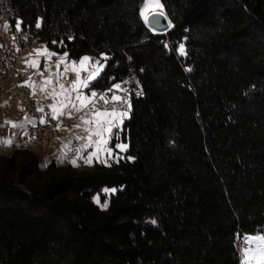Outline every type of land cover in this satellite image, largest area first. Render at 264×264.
<instances>
[{
    "label": "trees",
    "instance_id": "1",
    "mask_svg": "<svg viewBox=\"0 0 264 264\" xmlns=\"http://www.w3.org/2000/svg\"><path fill=\"white\" fill-rule=\"evenodd\" d=\"M10 2L54 52L111 57L93 90L132 71L144 95L118 163L0 154V264H241L237 242L264 233V0H161L165 32L143 0Z\"/></svg>",
    "mask_w": 264,
    "mask_h": 264
},
{
    "label": "snow or ice",
    "instance_id": "2",
    "mask_svg": "<svg viewBox=\"0 0 264 264\" xmlns=\"http://www.w3.org/2000/svg\"><path fill=\"white\" fill-rule=\"evenodd\" d=\"M139 16L150 28L159 25L158 31L160 32L173 28L161 0H143L142 7L139 9ZM162 20L168 22L162 24ZM21 23L18 21L16 25L17 32L21 31ZM41 26V22L38 20L36 28L40 29ZM8 27L5 25L4 29L7 30ZM68 39L71 40L72 37L69 36ZM53 43L56 42L53 41ZM60 43L63 44V41ZM164 47L168 48L169 45L165 44ZM177 51L180 57H185L187 54L185 44L180 43ZM33 52L35 58L25 59L26 68H31L35 70V74L43 76V72L40 71L41 58H43L46 64L44 71L48 72V76L42 79L39 86L34 83L31 76L28 81L20 86L31 88L33 95H35L36 88L39 87V91L45 95V98H51L53 103L49 105V115L52 120H57L61 116H67L71 119L74 113H84L80 116L81 124L73 127L79 129L83 126V131L87 135L84 137L77 136L76 139L85 142L74 150L75 158L71 159L69 163L76 167L78 160H83L87 165H91L95 160L110 166L109 161L114 160L118 163L119 160L124 159L120 153L126 152L128 145L125 143L116 144L115 149H119V152H116L111 146V142L119 138L125 120L130 118L132 111L130 93L134 91L135 95L139 97L144 95L143 90H130L125 87V85L132 83V80L113 83L110 88L103 92L93 90L94 82H98L102 77L108 61L111 60V57L104 53H101L99 58L84 55L75 61L69 58L67 52L62 55L57 54L49 51L45 46L34 49ZM53 57L56 58L55 61H53ZM52 63H55L56 71L54 72L50 71L47 66ZM186 71L191 72L192 69L188 68ZM69 74H71L70 82L67 84L61 82L64 79H69ZM109 80L114 81L116 77H110ZM136 83L138 87L139 82ZM49 87L51 88L50 91ZM85 90L88 92L86 93ZM37 110L44 112L43 107ZM40 122L45 123L46 121L42 119ZM12 126L19 127L21 130L24 127L23 124H13ZM33 126H35L34 121ZM12 144V139L0 140V145L12 146ZM64 147L68 148V145L65 144ZM68 151H73V149L68 148ZM67 156L68 152H63L58 159L63 163ZM127 159L134 160L135 158L129 156ZM96 202L99 203V198H96ZM107 207L108 204L105 202L101 205V210H106ZM151 222L155 224L154 220ZM243 240L247 247L241 253V264H264V234L246 235Z\"/></svg>",
    "mask_w": 264,
    "mask_h": 264
},
{
    "label": "built area",
    "instance_id": "3",
    "mask_svg": "<svg viewBox=\"0 0 264 264\" xmlns=\"http://www.w3.org/2000/svg\"><path fill=\"white\" fill-rule=\"evenodd\" d=\"M6 7H13L9 0H0V114L8 112L9 108L3 103L5 99V84H9L13 90V97L22 106L23 112L27 117V123L21 134V139L34 144V141H42V148H37L40 153H47L53 148L58 147L62 143V138L67 129L71 128L75 116L69 119L67 116H61L57 120L50 118V108L46 103H39L33 91L28 87H21L24 84L21 80H28L31 76L28 72H20L19 66L23 59L31 54V45L36 41V36L33 29L36 28V23L33 26L21 27V31L17 32V22L15 18H8L6 15ZM15 20V21H13ZM8 25L5 30L4 26ZM98 58V57H94ZM132 71L127 78L123 80H132V83L125 85L130 90H140V85L137 87V79ZM69 79H64L70 82ZM103 92V90H96ZM131 100L138 99L142 96H136L135 92L131 93ZM43 107L44 112L37 109ZM45 123H41V120ZM33 121L35 126H33ZM59 125V128H57Z\"/></svg>",
    "mask_w": 264,
    "mask_h": 264
},
{
    "label": "crops",
    "instance_id": "4",
    "mask_svg": "<svg viewBox=\"0 0 264 264\" xmlns=\"http://www.w3.org/2000/svg\"><path fill=\"white\" fill-rule=\"evenodd\" d=\"M41 46H45L49 50V48L46 46L45 42L35 41L31 45V54L32 55L29 56V57H26L25 59L35 58V53L33 52V50L34 49H40ZM51 51L54 52L53 50H51ZM57 54H60V53H57ZM55 60H56V58L53 57V61H55ZM45 65H46L45 64V61L43 60V58H41V65H40L41 69H40V71L42 70V68H45L46 67ZM50 65L51 66H49L50 67L49 69H50V71H52L53 66L55 65V63H52ZM19 70H20V72H28L31 75V77H32V79H33V81H34V83L36 85H37V83H39L35 79L34 74L31 73L30 69L26 68L24 65L22 67L19 66ZM62 70H63V68H62ZM28 80H21V82L25 83ZM62 82L65 83V84L69 83V82H66L65 80H62ZM39 85H40V83H39ZM85 92L87 93L88 90H85ZM35 96H36V99L39 101V103H46V104H48L46 102V100H43L41 98V92L39 91V87L36 88ZM3 103L9 108V111L0 114V140H6V139H12L13 140L12 146L0 145V154H7L10 151H12V149H13L14 146L15 147H19V146H17V145H19L18 140L19 139L22 140L21 139V134H22V132L24 130L25 124L27 123V120L28 119H27L25 113L23 112V109H22V106L20 105V103L17 100L14 99V97H13V90H12V88H11L10 85H8L7 87H5V99H4V102ZM74 114H76L77 117H76V120L73 123V126L74 125H77V124H81V121L79 119V116L83 115L84 113L81 112V113H74ZM13 124H17V125L23 124L24 125L23 130H21L19 127H13L12 126ZM73 126H72L71 129H68V130L65 131V134H64V136L62 138L61 145L58 146V147H55L52 150V152H51V158L56 159L57 158V155H59L60 153L62 154L63 152H68V156L65 159L66 160V163L70 164L69 161L71 159L75 158L76 153H75L74 150L76 148H79L85 142L84 140H77L76 137L77 136L84 137V136L87 135V133H85L83 131V126H81V128H79V129L74 128ZM65 144L68 145V148L73 149V151H68V148H65L64 147ZM34 146L36 148V145H34ZM53 159H51V160H53ZM48 160H49V162L51 161L49 157H48ZM43 161H45V160H43ZM77 165L78 166H76V167H80V166L88 167V166H91V165L85 164L83 162V160H78L77 161Z\"/></svg>",
    "mask_w": 264,
    "mask_h": 264
},
{
    "label": "rangeland",
    "instance_id": "5",
    "mask_svg": "<svg viewBox=\"0 0 264 264\" xmlns=\"http://www.w3.org/2000/svg\"><path fill=\"white\" fill-rule=\"evenodd\" d=\"M18 23V22H17ZM49 51H51V49L49 48ZM25 66V60L23 59V61L21 62V64H20V67H22V66ZM41 65V64H40ZM46 66V65H45ZM48 67L49 66H51V65H47ZM26 67V66H25ZM50 68V67H49ZM28 69H30V71H31V73H33L34 74V77H35V79L37 80V82H39V83H41V81H42V79H44V78H46L47 76H48V72L46 73L45 71H44V69L45 68H42V70H41V72H43V76H41V75H39V74H35V70H33V69H31V68H28ZM40 69H41V67H40ZM61 70H62V68H61ZM52 71L54 72V71H56V68H55V65L53 66V69H52ZM62 82V81H61ZM67 82V81H66ZM39 83H37V86L39 85ZM9 84H5V86L4 87H7ZM51 90V88L49 87V91ZM57 90H58V86H57ZM41 98L43 99V100H46V102L49 104V105H51L52 103H53V101L51 100V98H45V95L43 94V93H41ZM74 115H76V114H74ZM75 117H77V115L75 116ZM79 119H80V116H79ZM75 120H76V118H75ZM74 120V121H75ZM74 123V122H73ZM72 126H73V124H72ZM72 126H71V128H72ZM71 128H69V129H71ZM68 130V129H67ZM65 134V133H64ZM6 136V135H5ZM4 136V137H5ZM82 137V136H81ZM24 142V143H23ZM18 143H19V147L20 148H27V149H31V150H33V152L38 156V158H39V162H40V164L42 165V166H45L47 163H49V160H48V157L50 158V160L51 159H53V158H51V152H52V150L54 149H52L51 151H49V152H47V153H40L39 151H38V149H37V146H36V148H35V144H33V143H30V142H26V141H24V140H18ZM112 143V142H111ZM118 143H125V144H127L126 142H123V141H117L116 143H115V145L116 144H118ZM128 145V144H127ZM111 146H112V144H111ZM114 149H115V146H112ZM115 151L116 152H119V149H115ZM11 152V151H10ZM9 152V153H10ZM125 154V152H123V153H120V155L121 156H123ZM62 154L60 153L59 155H57V158L56 159H53L55 162H56V164L58 165V166H65V167H70L71 165L70 164H68V163H66V160H64V162L63 163H61V161L58 159V157H60ZM43 160H45V161H43ZM71 167H74V166H71ZM80 167H83V166H80ZM85 167V166H84ZM258 234H264V233H258ZM255 235H257V234H255ZM244 238V237H243ZM243 238H241L238 242H237V247H238V250L240 251V261L242 262V256H241V253H242V251H243V249H245L246 247H247V244L246 243H244V240H243Z\"/></svg>",
    "mask_w": 264,
    "mask_h": 264
},
{
    "label": "bare ground",
    "instance_id": "6",
    "mask_svg": "<svg viewBox=\"0 0 264 264\" xmlns=\"http://www.w3.org/2000/svg\"><path fill=\"white\" fill-rule=\"evenodd\" d=\"M10 4H11V2H10ZM11 6H12V4H11ZM6 15L8 18H15L14 8L13 7H6ZM131 102H132V100H131ZM34 144L37 146V148H42V141H34Z\"/></svg>",
    "mask_w": 264,
    "mask_h": 264
},
{
    "label": "water",
    "instance_id": "7",
    "mask_svg": "<svg viewBox=\"0 0 264 264\" xmlns=\"http://www.w3.org/2000/svg\"><path fill=\"white\" fill-rule=\"evenodd\" d=\"M168 21H164V20H162V24H166ZM147 25V24H146ZM148 26V25H147ZM149 27V26H148ZM150 28V27H149ZM160 28V26L158 25V26H155V27H152L151 29H153L154 31H156V32H160V31H158V29ZM165 31H167V29H165L163 32H165Z\"/></svg>",
    "mask_w": 264,
    "mask_h": 264
}]
</instances>
